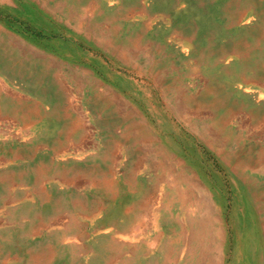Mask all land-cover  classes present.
<instances>
[{
    "label": "rangeland",
    "instance_id": "rangeland-1",
    "mask_svg": "<svg viewBox=\"0 0 264 264\" xmlns=\"http://www.w3.org/2000/svg\"><path fill=\"white\" fill-rule=\"evenodd\" d=\"M0 264H264V0H0Z\"/></svg>",
    "mask_w": 264,
    "mask_h": 264
},
{
    "label": "bare ground",
    "instance_id": "bare-ground-1",
    "mask_svg": "<svg viewBox=\"0 0 264 264\" xmlns=\"http://www.w3.org/2000/svg\"><path fill=\"white\" fill-rule=\"evenodd\" d=\"M31 118V117H30ZM32 120V119H31ZM101 149V148H100ZM64 154V153H63ZM193 248H194V251H193V253H196V248L195 247H192L190 250H191V252L190 253H192V250H193ZM99 257V256H98Z\"/></svg>",
    "mask_w": 264,
    "mask_h": 264
}]
</instances>
